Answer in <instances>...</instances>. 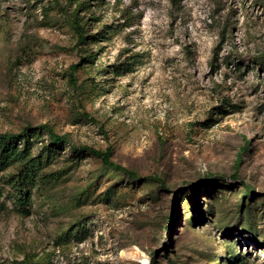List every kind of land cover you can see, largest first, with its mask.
<instances>
[{
    "label": "rangeland",
    "instance_id": "obj_1",
    "mask_svg": "<svg viewBox=\"0 0 264 264\" xmlns=\"http://www.w3.org/2000/svg\"><path fill=\"white\" fill-rule=\"evenodd\" d=\"M77 1L0 0V130L48 158L24 208L0 181V264H264V0H88L83 44Z\"/></svg>",
    "mask_w": 264,
    "mask_h": 264
},
{
    "label": "trees",
    "instance_id": "obj_2",
    "mask_svg": "<svg viewBox=\"0 0 264 264\" xmlns=\"http://www.w3.org/2000/svg\"><path fill=\"white\" fill-rule=\"evenodd\" d=\"M88 0H79L75 2L76 6L72 12L67 15L70 24L77 34L78 44H83L86 40L85 27L80 23L78 11L80 8H85ZM78 67V64L72 66V68ZM70 80L74 83L75 87L78 85V78L72 71L69 74ZM45 132L53 144L62 145L66 139V135L57 133L54 128L48 123L42 124L35 128ZM34 130V129H33ZM31 131L29 128L23 129L20 132H2L0 130V181L11 189L17 195V201L19 205L24 208L28 201V189L34 186L40 179V173L46 166L48 158H44L42 155H35L32 152ZM77 151H88L101 158L102 163L112 169L121 171L131 178H144L150 181H158L162 186L166 187V182L159 174H151L145 177H140L134 170L128 168L122 163H119L112 159L110 149L101 150L91 146L74 147ZM239 163V158L236 160V164ZM16 165V170L6 173L7 168ZM208 186L213 187L220 176L213 173L207 174ZM233 178H238L237 171L232 175ZM246 188L244 196H249L253 187L250 183H243ZM6 208L4 200L0 195V212ZM172 227L168 226V234L166 245L172 242ZM149 264H160L159 252L150 251ZM20 264H39L35 262L32 257L25 256L21 260Z\"/></svg>",
    "mask_w": 264,
    "mask_h": 264
}]
</instances>
